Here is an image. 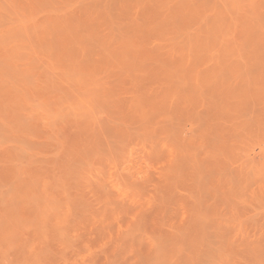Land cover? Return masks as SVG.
Returning a JSON list of instances; mask_svg holds the SVG:
<instances>
[{"label":"rangeland","instance_id":"rangeland-1","mask_svg":"<svg viewBox=\"0 0 264 264\" xmlns=\"http://www.w3.org/2000/svg\"><path fill=\"white\" fill-rule=\"evenodd\" d=\"M5 40L0 264H264V0H0Z\"/></svg>","mask_w":264,"mask_h":264},{"label":"bare ground","instance_id":"bare-ground-1","mask_svg":"<svg viewBox=\"0 0 264 264\" xmlns=\"http://www.w3.org/2000/svg\"><path fill=\"white\" fill-rule=\"evenodd\" d=\"M210 2H211V1H210ZM218 2H220V1H218ZM229 5H230V4H229ZM187 6H188V5H187ZM220 6H221V5H220ZM227 6H228V5H227ZM223 10H224V8H223ZM240 10H241V9H240ZM241 13H242V12H241ZM237 14H238V13H237ZM225 15H226V14H225ZM219 16H220V15H219ZM226 16H228V15H226ZM238 17H239V16H238ZM222 18H223V17H222ZM243 19H244V18H243ZM218 20H219V19H218ZM233 21H235V20H233ZM243 21H244V20H243ZM178 25H179V24H178ZM237 26H238V25H237ZM49 27H50V26H49ZM49 27H48V29H50ZM241 27H242V26H241ZM177 28H178V26H177ZM219 29H220V28H219ZM216 30H217V29H216ZM46 31H47V29H46V30H42L41 35H42V36L45 35ZM220 31H221V30H220ZM126 32H127V31H126ZM210 35H211V34H210ZM176 36H177V35H176ZM217 36H218V35H217ZM210 37H211V36H210ZM239 37H240V36H239ZM73 38H74V37H73ZM177 38H178V37H177ZM224 38H225V37H224ZM53 40H54V39H53ZM72 40H73V39H72ZM217 40H218V38H217ZM221 40H222V39H221ZM221 40H220V41H221ZM224 40H225V39H224ZM218 42H219V41H218ZM247 42H248V41H247ZM225 43H226V42H225ZM181 44H182V43H181ZM227 44H228V43H227ZM74 45H75V44H74ZM236 45H237V44H236ZM25 46H27V47H28V46H32V44H13V43L11 42V40H5V41H2V42L0 41V50H1V49L3 50L2 52H0V61H1V60H7L9 56H10V57H14V58H20V57H25V56H27V53L25 54L24 49H19L20 47H25ZM76 46H77V45H76ZM245 47H246V46H245ZM64 48H65V47H64ZM10 49H11V50H10ZM27 49H28V48H27ZM6 50H10V51L8 52V51H6ZM248 50H249V49H248ZM11 53H12V54H11ZM112 53H113V52H112ZM129 56H131V55H129ZM131 57H132V56H131ZM234 57H235V56H234ZM24 59H25V58H24ZM63 60H64V59H63ZM34 61H35V60H34ZM34 61H33V62H34ZM183 61H184V60H183ZM3 64H4V63H3ZM52 64H53V63H52ZM1 65H2V61H1ZM4 65H5V64H4ZM5 66H6V65H5ZM7 67H8V65H7ZM182 70H183V68H182ZM9 73H10V72H9ZM18 73H19V72H18ZM3 74H5V73H3ZM75 74H76V73H75ZM79 74H80V73H79ZM171 74H172V73H171ZM21 75H23V74L21 73ZM77 75H78V73H77ZM77 75H76V76H77ZM81 75H82V76H80V77H82L81 79H83V77H84L85 74L83 75V74L81 73ZM10 77H11V76H10ZM28 77H29V76L27 75L26 78H28ZM30 78H31V76L29 77L28 80H30ZM73 78L75 79V77H73ZM76 78H77V77H76ZM85 78H86V77H85ZM105 78H106V77H105ZM10 79H11V78H10ZM13 79H14V78H13ZM32 79H33V78H32ZM94 79H95V78H93L92 81H93ZM102 79H103V78H102ZM89 80H90V79H89ZM89 80H87V81H89ZM100 80H101V79H100ZM100 80H98V82H99ZM77 81H78V80H77ZM77 81H76V82H77ZM113 81H114V80H113ZM74 82H75V81H74ZM79 82H80V81H79ZM98 82L96 83V81H95V83H96L97 85H98ZM110 82H111V81H110ZM87 83H88V82H87ZM91 83H92V82H91ZM100 83H101V82H100ZM107 83H108V82H107ZM70 84H71V82H70ZM85 84H86V83H85ZM101 84H102V83H101ZM101 84H100V85H101ZM113 84H114V83H113ZM74 85H75V84H74ZM86 85H87V84H86ZM92 85H95V84H92ZM71 86H72V85H71ZM101 86H102V85H101ZM101 86H100V87H101ZM114 86H115V85H114ZM102 87H104V85H103ZM102 87H101V88H102ZM94 88H95V87H94ZM88 89H89V88H88ZM88 89H87V90H88ZM95 89H97V88H95ZM87 90H86V91H87ZM97 90H98V89H97ZM92 91H93V90H92ZM102 91H103V90H102ZM115 91H116V90H115ZM93 92H94V91H93ZM93 92H92V93H93ZM96 92H101V90L99 89V91H96ZM85 93H86V92L84 91V95H85ZM87 93H88V91H87ZM80 94H81V93H80ZM89 94H90V93H88V95H89ZM94 94H95V93H94ZM98 94H100V93H98ZM98 94H97V95H98ZM102 94H103V93H102ZM110 94H111V93H110ZM77 95H78V94H77ZM84 95H83V96H84ZM97 95H96V96H97ZM72 96H73V95H72ZM72 96H70L69 98H71ZM85 96L87 97V95H85ZM91 96L93 97V95H91ZM101 96H103V95H101ZM79 97H80V96H79ZM81 97H82V96H81ZM98 97H99V95H98ZM98 97H96V100H94V102H96V101L98 100V99H97ZM94 98H95V97H93V99H94ZM74 99H75V98H74ZM36 100H37V99H36ZM70 100H71V99H70ZM75 100H76V99H75ZM75 100H73V101H75ZM34 101H35V100H33V102H34ZM77 101H80V100H77ZM98 101H99V100H98ZM37 102H38V101H37ZM37 102H36L35 104H39V103H37ZM31 104H32V103H31ZM51 104H52V103H51ZM73 104H74V103H73ZM77 104H78V103H77ZM77 104H76V106H77ZM41 105H42V104H40L39 106H41ZM71 105H72V104H71ZM78 105L80 106L81 104H78ZM83 105H84V104H83ZM93 105H95V104H93ZM30 106H31V105H30ZM39 106H38V107H39ZM43 106H44V105H43ZM62 106H63V105H62ZM76 106H75V107H76ZM84 106H85V105H84ZM84 106H83V107H84ZM86 106H87V105H86ZM86 106H85V108H86ZM70 107H71V106H70ZM75 107H74V108H75ZM6 108H7V107H6ZM67 108H69V106L66 107V108H64L63 110H65V109H67ZM31 109H32V107H31ZM37 109H38V108L36 107V110H37ZM70 109H71L70 112H72V109H73V108H70ZM36 110H35V111H36ZM38 110H39V109H38ZM80 110H81V109H80ZM64 112H65V111H64ZM67 113H68V111H67ZM67 113H65V114L67 115ZM73 113H74V111H73ZM69 115H70V114H69ZM30 116L32 117V114H30ZM30 116H29V117H30ZM31 117H30V118H31ZM62 117H64V116H62ZM68 117H69V116H68ZM32 118H33V117H32ZM32 118H31V119H32ZM28 120H29V119H28ZM28 120H27V121H28ZM27 121H26V122H27ZM63 121H64V120H63ZM3 123H4V122H3ZM1 124H2V123H0V125H1ZM53 124H54V123H53ZM2 126H3V124H2ZM2 126H1L0 128H4V127H2ZM54 135H55V134H54ZM51 137H52V136H51ZM16 142H17V141H16ZM20 143L23 144L24 146L26 145V144H24V142H22V137H21V142H20ZM22 147H23V146H22ZM27 147H28V148H31V146H29V145H28V146L26 145V148H27ZM180 147H181V146H180ZM18 150H19V149H18ZM19 151L22 152V149L19 150ZM24 151H25V150H24ZM23 153H24V152H23ZM24 154H25V153H24ZM24 156H25V155H24ZM186 156H187V155H186ZM34 157H35V156H34ZM32 158H33V157H32ZM21 160H23V159H21ZM21 160H20V161H21ZM36 160H37V159H36ZM16 162H17V161H16ZM32 162H34V161H32ZM28 163H29V162H28ZM28 163H27V164H28ZM16 164H17V163H16ZM24 165H25V164H24ZM92 165H93V164H92ZM92 165H91V166H92ZM20 166H21L22 168L24 167V166H22V165H20ZM17 167H18V166H17ZM20 169H21V168H20ZM198 173H199V172H198ZM22 176H23V174H22ZM129 177H130V176H129ZM128 183H130V182H128ZM152 188H153V187H152ZM7 189H8V188H7ZM7 189H6V190H7ZM9 190L12 191L10 188L8 189V191H9ZM4 191H5V190H4ZM6 193H7V192H5V195H6ZM9 193H10V192H9ZM3 194H4V193H3ZM0 195H1V193H0ZM142 195H143V194H142ZM2 196H3V195H2ZM36 198H37V196H36ZM36 198H35V199H36ZM39 199H40V198H39ZM15 200H16V199H15ZM37 200H38V199H37ZM37 200H36V201H37ZM3 201H4V200H3ZM36 201H35V202H36ZM5 203H6V202H5ZM3 204H4V203H3ZM34 219H35V218H34ZM21 221H22V220H21ZM34 221H35V220H34ZM162 256H163V255H162ZM160 258H161V257H160ZM162 259H163V261H164V258H162ZM164 262H165V261H164Z\"/></svg>","mask_w":264,"mask_h":264}]
</instances>
